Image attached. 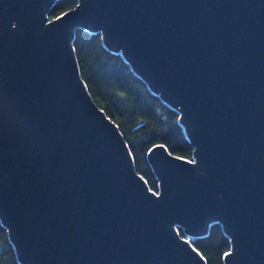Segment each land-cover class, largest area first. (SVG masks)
<instances>
[{
	"label": "water",
	"instance_id": "95a60500",
	"mask_svg": "<svg viewBox=\"0 0 264 264\" xmlns=\"http://www.w3.org/2000/svg\"><path fill=\"white\" fill-rule=\"evenodd\" d=\"M0 0V220L22 264H264V0ZM100 30L180 113L192 160L152 146L159 192L93 102L72 46ZM177 223V225H175Z\"/></svg>",
	"mask_w": 264,
	"mask_h": 264
},
{
	"label": "trees",
	"instance_id": "16d2710c",
	"mask_svg": "<svg viewBox=\"0 0 264 264\" xmlns=\"http://www.w3.org/2000/svg\"><path fill=\"white\" fill-rule=\"evenodd\" d=\"M78 1L54 0L46 12L47 20L73 8ZM72 46L91 99L118 127L134 168L148 189L158 192L159 181L147 157L152 146L163 144L170 153L193 159L194 147L184 132L179 111L155 93L121 51L109 48L100 30L76 26ZM176 229L199 251L204 264H226L224 255L232 248V238L221 220H211L207 231L198 236L186 234L179 225ZM0 264H22L1 220Z\"/></svg>",
	"mask_w": 264,
	"mask_h": 264
},
{
	"label": "rangeland",
	"instance_id": "374dc122",
	"mask_svg": "<svg viewBox=\"0 0 264 264\" xmlns=\"http://www.w3.org/2000/svg\"><path fill=\"white\" fill-rule=\"evenodd\" d=\"M192 162H194V157H193V159H192ZM158 192H159V191H158ZM158 192H156L155 194H158ZM175 225H177V223H176Z\"/></svg>",
	"mask_w": 264,
	"mask_h": 264
}]
</instances>
